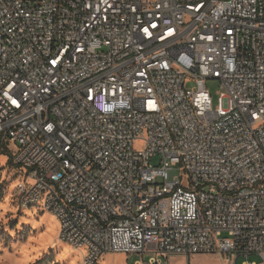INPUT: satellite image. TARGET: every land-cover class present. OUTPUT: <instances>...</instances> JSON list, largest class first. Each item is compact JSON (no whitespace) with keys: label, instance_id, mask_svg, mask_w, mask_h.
<instances>
[{"label":"built area","instance_id":"1","mask_svg":"<svg viewBox=\"0 0 264 264\" xmlns=\"http://www.w3.org/2000/svg\"><path fill=\"white\" fill-rule=\"evenodd\" d=\"M0 153L83 264H257L264 0H0Z\"/></svg>","mask_w":264,"mask_h":264},{"label":"rangeland","instance_id":"2","mask_svg":"<svg viewBox=\"0 0 264 264\" xmlns=\"http://www.w3.org/2000/svg\"><path fill=\"white\" fill-rule=\"evenodd\" d=\"M207 88L215 104L217 81L208 80ZM151 163L158 165L159 157L152 158ZM20 176L9 155L0 153V264H83L81 250L59 239V223L55 216L36 207H18L15 187ZM4 201L7 203L2 206ZM28 210L32 214H27ZM151 255L145 254V260ZM140 259L142 255L137 253L109 252L96 264H133ZM243 260L240 256L235 264H241ZM248 260L264 264V259L256 255L249 256ZM168 261L169 264H233L225 256L215 254L170 255Z\"/></svg>","mask_w":264,"mask_h":264},{"label":"bare ground","instance_id":"3","mask_svg":"<svg viewBox=\"0 0 264 264\" xmlns=\"http://www.w3.org/2000/svg\"><path fill=\"white\" fill-rule=\"evenodd\" d=\"M10 195V194H9ZM7 196V195H6ZM5 196V197H6ZM7 203V201H4L1 205L4 206L5 204ZM27 214H32V211L28 210L27 211ZM34 216V215H33ZM35 219V218H34ZM76 250H79V249H76Z\"/></svg>","mask_w":264,"mask_h":264},{"label":"trees","instance_id":"4","mask_svg":"<svg viewBox=\"0 0 264 264\" xmlns=\"http://www.w3.org/2000/svg\"><path fill=\"white\" fill-rule=\"evenodd\" d=\"M9 160H10V158H9ZM10 162H11V160H10ZM12 163V162H11ZM13 165V164H12Z\"/></svg>","mask_w":264,"mask_h":264}]
</instances>
